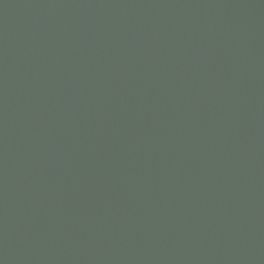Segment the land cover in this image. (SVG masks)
I'll use <instances>...</instances> for the list:
<instances>
[{"label":"water","instance_id":"95a60500","mask_svg":"<svg viewBox=\"0 0 264 264\" xmlns=\"http://www.w3.org/2000/svg\"><path fill=\"white\" fill-rule=\"evenodd\" d=\"M0 264H264V0H0Z\"/></svg>","mask_w":264,"mask_h":264}]
</instances>
